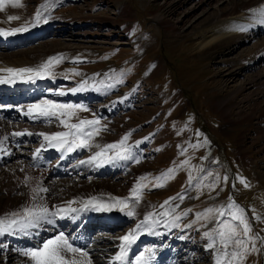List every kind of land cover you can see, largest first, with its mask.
<instances>
[{
  "label": "rangeland",
  "instance_id": "obj_1",
  "mask_svg": "<svg viewBox=\"0 0 264 264\" xmlns=\"http://www.w3.org/2000/svg\"><path fill=\"white\" fill-rule=\"evenodd\" d=\"M44 2L4 0L5 6L0 10V29L7 31L9 38L14 39L10 36L49 24L39 39L34 37L29 42L28 39L34 36L30 34L26 39L17 38L18 43L23 42L19 46L13 43L18 46L14 50H8L13 46L8 49L2 47L0 60L13 61L16 57L25 56L26 52L32 53L28 57L31 67L38 69L49 58L59 57L43 71L49 79L66 75L75 78L79 72L69 67L81 63L79 68L86 70H80L83 74L98 75L102 72L109 82L107 76L112 72L113 79L122 83L119 94L123 93L125 108L115 106L109 115L71 105L72 108L55 109L56 116L45 117L37 123L19 121L12 124L16 128H35L39 135L67 131L61 120L71 124L98 120L95 128L100 131L92 132L91 139L87 141L90 147L82 149V155L89 158L101 152L99 159L110 161L108 157H115L124 150L134 156L124 169H120L121 165L115 173L110 170L109 176L97 175L104 179L102 184L108 185L109 191L97 193L94 198L113 201L103 202L126 217L123 221L112 219L111 224L116 225L106 226L101 231L99 223L95 222L99 218L93 216L92 223L99 230L94 235L103 232L118 241L119 236L135 230L145 216L162 208L171 213L168 223L173 229L174 243L166 239L155 246L157 241L144 239L139 243L138 252L148 255L153 248L173 244L175 252L166 262L216 264L217 259L212 262L213 252L207 246L213 237H206L205 232H211L218 225L214 219L198 218V214L209 208L226 207L231 197L245 210L252 226L248 235L261 238L255 241L259 251L250 252L243 260L237 261L239 264H264V57L258 56L264 46V24L258 22V16L252 15L257 10L251 9L252 0H56L55 7L45 12L47 22L33 26L37 9ZM13 3L19 6L13 7ZM214 12L223 18L213 21ZM245 12L246 20L256 23L246 26L234 23L233 19ZM9 16L17 19L9 20ZM12 29L21 30L12 33ZM217 35L225 38L205 43ZM155 68L157 70L153 72ZM49 83L54 84L53 81ZM62 84L54 90L63 88ZM134 87H137L139 99L137 107L131 110V102H124V99ZM57 95L60 94H53V103L64 105ZM49 99L48 96L38 101ZM61 112L65 113L63 117ZM40 137L34 138L38 142L36 145H39ZM125 137L124 144L120 145ZM31 140L21 145L35 147ZM6 141L2 142L0 152L10 145V141ZM30 142L32 144H28ZM196 144L201 147L194 148ZM108 145L116 147L109 150ZM14 159L9 160V167L0 165V177L9 176L6 181H0V198L15 183L21 186L14 192V197L27 189L25 179L18 180L15 173L33 175L27 170L14 171L18 164H14ZM246 159L251 162L245 165ZM185 160L189 163L181 167ZM114 161L122 160H111ZM126 162L123 160V164ZM9 163L6 161L5 164ZM169 169H175L171 177H162ZM209 172L211 175H207ZM189 176L193 178L191 184ZM158 177L161 178L159 181ZM83 180L80 187L92 186L90 181ZM208 185L215 187L209 188ZM45 186L47 184L41 181V187ZM116 188L117 193L114 192ZM71 191H58L53 199V212L62 209L65 197L73 195ZM44 195L40 193V196ZM178 195L184 198L174 199L165 205V201ZM94 198L91 201L100 202ZM111 198L125 199L128 207ZM26 207L29 206L8 210L0 218L9 217L14 212L22 215ZM127 208L134 209L133 216L126 215ZM257 216L260 219H255ZM65 227L55 233H58L57 237L63 235L68 238ZM159 230L160 240L165 229ZM217 241L221 248L219 239ZM29 246L19 250L18 258H26L29 264H35L31 256L24 254L37 249L38 245ZM1 249L0 246V252ZM228 250L231 251V246Z\"/></svg>",
  "mask_w": 264,
  "mask_h": 264
},
{
  "label": "bare ground",
  "instance_id": "obj_2",
  "mask_svg": "<svg viewBox=\"0 0 264 264\" xmlns=\"http://www.w3.org/2000/svg\"><path fill=\"white\" fill-rule=\"evenodd\" d=\"M251 4H252L251 6H253V8L251 9L253 10L264 9V0H252ZM245 15L246 12L244 14L243 13L239 14L238 17H235L233 19L235 20L234 23L243 26L249 25L250 23H256V21L246 20ZM221 18H223L222 15L216 14L213 21H219V19ZM47 24L49 23H46L45 24L46 26H44L43 28L40 29L38 28L37 32L40 33V31H46L48 29ZM33 32L34 31L32 30L27 34L21 36L22 38L19 39H26L27 36H29ZM223 38L225 37L222 35L213 36L205 43L219 42ZM28 40H30V38ZM22 42L23 41L19 43ZM263 49L264 46L261 47V52L258 55L260 58L264 57ZM248 52L251 51L249 50ZM26 53L25 56L16 57L13 61L0 60V79L5 81L4 83H0V89H4L5 87H7L12 89L14 93H15L14 90L16 88L20 89V91L16 92L15 95H9V96L7 95V98L9 99L11 97H14L13 100L0 101V115L5 116L7 118L17 114L23 115L27 113L29 108L32 106L30 103L27 105L21 104L20 101L22 100L19 99H23V100L32 99L34 96L36 97V95L37 96L43 94L46 95L49 93L51 95L52 93H56L53 92L54 90L52 89H48V91H46V90H42L41 88V86L43 87L46 85L47 81L48 82L53 81L54 83V80H52L53 78L48 80L39 78L36 72L10 74L4 71L8 68L19 69V68L32 66V62L28 58L29 54L32 53H28V54ZM75 54L77 53H73V55ZM258 56L257 58H259ZM157 68H155L153 72L156 71ZM8 81H12V82H8ZM30 85H32L33 87L32 88L28 87ZM30 89H34V90L31 91ZM59 94H60L59 96L57 95L58 96L57 99L70 95V92L59 91ZM0 96L2 98L6 97L4 96V93H0ZM32 110H37V109L33 108ZM15 133H25V134L16 135V141H18V143L10 144L9 146L7 145L6 147H4L3 152H0V165L1 166L3 165L4 168L9 167L10 165L9 160L15 158L13 160L14 164L15 162H17L18 164L14 166L13 168L14 171H18V170L21 171V169H23V171L27 170L29 172H33V175L26 173L25 174L15 173V176L17 177L18 180L28 178L29 183L27 185L26 184L24 185L26 186L27 189L25 191L22 190L23 192L18 193L17 197H14V192H16L21 185L15 183L14 187L8 189L6 195L0 198V215L6 213V211L11 210L13 208L15 209L16 207H21V206L32 207L34 204H45L49 208L50 215L47 220L41 221L37 226L28 228L25 231H15L0 235V246L2 247L0 252V264H29L26 258H18L19 250L29 248L30 244L32 246L38 245L37 248H41L45 242L57 238L58 233L57 234L55 233L65 226L66 227L64 228V231L68 234L67 240L69 244H71L73 248L78 250L74 253L73 252L67 253V257L76 260L77 264H137V261L140 258L136 254L137 251L139 250V246H138L139 242L147 238L154 239V235H155L154 225L160 219L165 220L166 217H168L171 213L165 210H161L162 208H159L158 210L155 209L156 211L154 210L153 213L151 212L152 214L150 215L149 220L144 222L143 227H141L139 230H137V228H135V230L132 231L128 230L129 232L118 237V241H115L114 237L107 233L105 234L102 232L100 234L97 233L94 235L95 231H99L96 230V227H94L95 225L92 223V218L96 213H104L103 215L100 214V217H103V219H101L100 221L99 220L96 221V223H99V229L101 231H103L106 226L116 225L115 223H114L115 225L111 224L112 219L114 220L120 219L121 221H123L126 217L123 213H120L112 209L107 203L103 202V201H111V200L109 199L101 200L100 198H94V196L97 193L109 191V186L108 185L103 186L102 184L104 179H101L98 176H109V174H111L110 170H112V173H115V171L118 170L121 165L122 167L120 169H124L125 164H123V160L117 161L115 162V164H113L114 162L103 161L98 158L97 162L88 163L87 161L89 160L90 157L86 158L85 156H83V158L81 159L78 158V160L76 161L75 154H73V152H77L79 151V149H77L76 151H72L71 153H66L65 150L62 151L60 149L59 145L54 147L52 146V144L42 139V137H40L39 145H36L35 147L29 148V146L18 145L21 142V139H26L25 141H30L31 139H34L36 136L33 134L32 131L28 129L21 130L20 128H16L14 126L12 127L8 123H4L0 120L1 149L3 145L2 142L4 140L5 141L10 140L11 142H15L14 138H12V134ZM27 133H31L32 135H29ZM52 143L55 144V141H53ZM25 148H28V150ZM55 150L57 151V155L59 156L57 159L58 160L60 159V161L54 167L52 168L48 167L49 170L48 169L42 170L41 163L44 157L48 156L51 151H55ZM68 158L69 160H71V163H69L70 166L65 167L66 161L69 162ZM6 161L9 164H5ZM81 161H84L85 163H81ZM125 161L128 160H124V163ZM250 162L251 161L246 159L244 164L246 165L249 164ZM112 164L114 168L113 166H111ZM76 168H78V170H76ZM32 169H36L37 171ZM0 171L2 172V169H0ZM5 176L8 179L9 177L8 174H5ZM6 178H3L1 176L0 181L4 182L7 180ZM83 179H86V181H90V183H92V186L80 187L84 181ZM41 181L47 184L45 188H48L49 191L45 193L44 196H41L43 197L42 200L39 197L36 200H32L30 189L32 187H36L37 184L41 186ZM72 183L74 184L72 185ZM61 190L62 191L72 190L71 193H73V195L70 197L66 196L63 202L64 206L62 207V209L58 212H53L52 211V207L54 206L52 205L54 203L53 199L58 195V191ZM114 192L115 193L118 192L117 188L114 190ZM92 198H94L95 200L99 199L100 202H98L97 200L91 201ZM70 201H74V202L69 204L68 202ZM93 203H99V204L94 205ZM70 209H76V211L73 212L70 211ZM98 209H106V210H98ZM53 213H55V215H52ZM153 221H155V223ZM165 225L168 227V224ZM126 234L134 235L135 238L134 240H132L131 243H129V241H124L121 239ZM211 242L212 240L210 241V243ZM12 246L15 247L14 250L12 249ZM118 251H120L119 253L122 254L121 260L116 259V257L119 256L117 255ZM164 252H168V249L164 250ZM84 253H86L87 255H84ZM161 256L162 255L153 253L149 257L146 256L148 257L146 258V260L145 259L141 260L140 264H147V263L173 264L171 261L166 262L165 260H162ZM220 261L222 264L223 260Z\"/></svg>",
  "mask_w": 264,
  "mask_h": 264
},
{
  "label": "snow or ice",
  "instance_id": "obj_3",
  "mask_svg": "<svg viewBox=\"0 0 264 264\" xmlns=\"http://www.w3.org/2000/svg\"><path fill=\"white\" fill-rule=\"evenodd\" d=\"M56 0H45V2L40 5L37 9L34 19L32 20V25L36 26L39 25L41 22H47V12L51 7H55ZM4 0H0V10L4 8ZM13 7H18V3H13ZM253 16H258L259 23L264 24V9H258L257 11L252 12ZM9 20L17 19L15 16H9ZM21 29H12L11 32L15 33L20 31ZM8 32L0 29V36H7ZM59 57H52L49 60L41 65L38 69H33L30 67L27 68H8L4 71L7 73H33L36 72L39 75L41 72L49 69L50 65L53 64L54 61L58 60ZM5 81L0 79V83H4ZM12 82V81H8ZM75 91V89L73 90ZM72 108L73 106L68 105H58L51 101H43L40 104L32 105L29 110L28 114H32V109L35 108L38 110L37 115L43 117H54L57 115L55 109H63V108ZM65 115L64 112L60 113V116L63 117ZM61 123L67 131L63 132H56L51 134L40 133L39 135L43 136L44 140L52 144V146H60V149L66 150L67 152L75 151L76 149H85L89 148L90 145L87 143L89 139H91L92 131L99 132L100 129L93 128L91 131L86 130L82 126H94L99 123L98 120H81L77 124L71 123H64L61 120ZM25 133H15V135H24ZM32 135L31 133H27ZM127 137L121 140L119 143L123 145ZM77 140L80 142L77 143ZM55 141V144L52 142ZM207 141H205L206 143ZM116 145H108L107 148L109 150L115 148ZM194 148L201 147L200 144L193 145ZM39 151V150H37ZM102 155L101 152L95 153L94 156L90 157L87 161L88 163L97 162L98 158ZM112 159H119V160H129L132 159L131 155H117L115 157H109V160ZM138 162V161H137ZM81 163H85L81 161ZM189 162L185 160L183 165H187ZM23 171V169H21ZM175 169L167 170V173L162 174L164 178H170L171 174H173ZM207 175H211V172L207 173ZM143 179V178H142ZM158 181L161 179L160 177L156 178ZM192 177L189 176V184L192 183ZM225 180L227 178L225 177ZM243 183V181L241 180ZM24 183L27 185L29 183L28 178H25ZM157 186H163L162 184H158ZM235 185H233L234 187ZM247 187V185H245ZM209 188H214L215 185H208ZM49 191L48 188L41 187L37 184L36 187H32L30 189L31 192V199L36 200L38 197L42 200L43 197L40 196V193H47ZM135 191V189H133ZM184 197L182 195H178L177 197L169 198L168 201H165V205L171 203L174 199L182 200ZM116 200L118 203L124 204L127 206V201L123 198H111ZM230 202L226 207H221L219 209L209 208L204 213L198 214V218L203 217L209 220H215V223L218 227L214 228L211 232H205L206 237H213L212 242L209 243L208 248L214 249L216 246V238L219 239L221 244V255L227 257V264H233V260H243L246 254L250 252L259 251L256 248L255 241L261 239L258 235L257 236H249L248 234L252 230L251 224L248 222V217L245 214V210L236 205L234 201L229 198ZM74 201L68 202L69 204L73 203ZM139 202L138 199L136 201ZM162 205L161 207H163ZM98 210H106V209H98ZM70 211H76V209H70ZM215 213L216 215H212ZM49 208L45 204H34L32 207H26L23 210V214L20 213H12L9 217L0 218V235L7 234L9 232L15 231H25L28 228L37 226L41 221L47 220L49 217ZM52 215H55L53 213ZM127 216L131 217L134 215V209H130L127 213ZM151 215V214H150ZM149 216L144 217V221L136 226L137 230L144 226V222L149 220ZM187 215V212L184 213ZM255 219H260L259 216L255 217ZM155 223V221H153ZM190 226V225H189ZM131 237V239H130ZM133 234H126L121 239L124 241H129V243L134 240ZM251 241V247L249 248V242ZM231 246V251H229V247ZM77 249L73 248L71 244H69L68 240L65 239L63 235L58 236L54 240H49L43 244L41 248H37L31 250L30 252L25 253V255L31 256V258L35 261V264H77L76 260H70L67 257V253L69 252H76ZM84 255H87L84 253ZM121 257L117 256L116 259H120ZM144 257L141 255L137 264H140V261L143 260ZM217 264H221V261L218 259Z\"/></svg>",
  "mask_w": 264,
  "mask_h": 264
}]
</instances>
